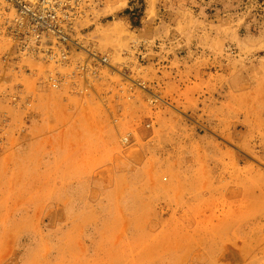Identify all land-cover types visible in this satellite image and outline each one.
Instances as JSON below:
<instances>
[{
    "label": "rangeland",
    "instance_id": "rangeland-1",
    "mask_svg": "<svg viewBox=\"0 0 264 264\" xmlns=\"http://www.w3.org/2000/svg\"><path fill=\"white\" fill-rule=\"evenodd\" d=\"M84 2L78 38L110 67L82 95L17 76L47 67L3 63L0 37V87L29 104L0 97V158L51 120L48 92L104 119L58 163L81 176L0 165V264H264V0Z\"/></svg>",
    "mask_w": 264,
    "mask_h": 264
},
{
    "label": "built area",
    "instance_id": "built-area-1",
    "mask_svg": "<svg viewBox=\"0 0 264 264\" xmlns=\"http://www.w3.org/2000/svg\"><path fill=\"white\" fill-rule=\"evenodd\" d=\"M84 0H0V37L9 44L3 63L23 59L47 68L42 74L14 67L16 75H34L39 89L82 95L100 79L109 58L86 48L78 38ZM18 66V65H17ZM0 97L13 107L28 106L21 83L0 87ZM129 143V137L121 139Z\"/></svg>",
    "mask_w": 264,
    "mask_h": 264
},
{
    "label": "crops",
    "instance_id": "crops-1",
    "mask_svg": "<svg viewBox=\"0 0 264 264\" xmlns=\"http://www.w3.org/2000/svg\"><path fill=\"white\" fill-rule=\"evenodd\" d=\"M47 96L48 98L50 96L52 97L51 102L47 104L48 106H45L44 109L42 105H39L37 110L42 111L44 116H47L49 120H51L39 127L31 123L29 131H27L30 133L29 137H26L27 142L18 150L13 151V153H5L1 156L0 165H4L10 160H18L16 161L14 171H18L21 174L39 172L41 171L40 169L47 172L51 167L52 171L50 173L55 176H59L60 174L66 175L67 177L73 174L74 176H81L84 174V171L71 173V166L68 164L66 168L63 167L62 172H60V170L58 171V163L59 161L64 162L63 157L65 156L69 160L77 159L74 154L71 155L72 150H74L77 145H81L78 149L82 151L86 143H99L102 138L104 119L92 102L84 104L85 109L83 111L74 110V112L77 111L78 114L75 118H72L68 110L67 101H60V98H62L61 95L58 96V103H55L54 93L51 94L48 92ZM37 97L39 100L38 94ZM38 103L41 104L39 101ZM60 124H66L61 131L56 133L53 131V133L48 136H39L41 130L46 131L49 128L55 129V125ZM56 150H63L62 155L60 152L55 154ZM61 185L62 184L59 182H55L56 190H61ZM68 185L67 189L71 191L72 186L70 183H68Z\"/></svg>",
    "mask_w": 264,
    "mask_h": 264
}]
</instances>
